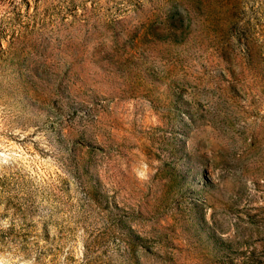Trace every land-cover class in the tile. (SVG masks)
I'll return each mask as SVG.
<instances>
[{
	"label": "rangeland",
	"instance_id": "1",
	"mask_svg": "<svg viewBox=\"0 0 264 264\" xmlns=\"http://www.w3.org/2000/svg\"><path fill=\"white\" fill-rule=\"evenodd\" d=\"M0 264H264V0H0Z\"/></svg>",
	"mask_w": 264,
	"mask_h": 264
}]
</instances>
